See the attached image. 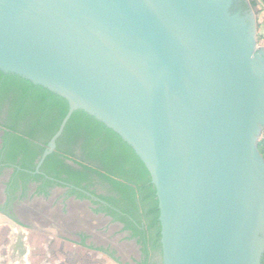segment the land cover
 Wrapping results in <instances>:
<instances>
[{"label":"water","instance_id":"water-1","mask_svg":"<svg viewBox=\"0 0 264 264\" xmlns=\"http://www.w3.org/2000/svg\"><path fill=\"white\" fill-rule=\"evenodd\" d=\"M240 0H0V70L118 133L150 172L163 264H262L264 46Z\"/></svg>","mask_w":264,"mask_h":264},{"label":"trees","instance_id":"trees-1","mask_svg":"<svg viewBox=\"0 0 264 264\" xmlns=\"http://www.w3.org/2000/svg\"><path fill=\"white\" fill-rule=\"evenodd\" d=\"M68 110L67 100L57 93L0 70V123L8 128L17 152L30 151V158L21 162L23 168H34V160L58 131ZM259 149L264 156V137ZM47 162L54 165L48 167ZM43 169L79 187H104L109 194L101 197L116 207L107 209L141 245L140 264H157L150 263L153 252L159 257L158 264H163L156 187L142 159L118 133L85 111L76 110Z\"/></svg>","mask_w":264,"mask_h":264},{"label":"flooded vegetation","instance_id":"flooded-vegetation-1","mask_svg":"<svg viewBox=\"0 0 264 264\" xmlns=\"http://www.w3.org/2000/svg\"><path fill=\"white\" fill-rule=\"evenodd\" d=\"M250 7L253 8L252 0H240L235 5V8L239 11H246ZM8 131V128L0 123V213L4 215L12 225H17L25 229L23 232H18V237L22 240L24 238L26 239L29 235L27 229H32L39 233L41 232L40 222L42 221L41 219L45 220V218H41L40 216L41 210H44V208H47L44 210L46 213L55 216L57 213H64V211L68 209L70 200L74 202H84L89 206L92 214L105 220L106 226L103 228L106 230L105 232L108 231L110 225H116L118 229L120 228L121 232L136 245L138 249L136 264H140L143 256L140 250L141 245L137 243V238L131 237V231L124 229V224L117 220L116 216L112 215L107 209L111 208L112 210H116V207L101 197V195L109 194L107 190L100 185H93L89 188L79 187L62 178H55L48 175L43 169L47 157L40 166L38 165L48 144L42 154L37 156L34 160L35 165L33 169L23 168L21 162L30 158V151L28 153L17 152L14 149L12 140H10L7 135ZM57 140L56 147L51 153L57 149ZM67 161L74 164L70 159ZM47 163L48 167L54 165L52 162ZM62 176H66V174L64 173ZM48 201H53L54 203H47ZM56 201L57 203H55ZM56 206H59L60 209H56ZM29 215H33L34 218H29ZM51 221L53 220L51 219L50 222ZM70 231L72 232L73 230ZM75 232L77 234L75 235L76 239L74 241L70 240L68 236H61L62 241L68 243L76 242V244L85 248L94 249V252H99L117 261L119 260L116 242L113 240L115 235L99 236L100 239L104 240V242L99 245L95 244L98 238L96 231L76 230ZM23 249L24 251L27 250L26 246L23 247ZM35 250L36 254L39 255V250ZM76 253H79L81 258L86 257H82V252H58L59 255H63V258H72ZM49 254L54 256L56 253L55 251H50ZM84 254L86 255L85 252ZM74 258H76V256ZM158 261L159 257L157 253L153 252L150 263L158 264Z\"/></svg>","mask_w":264,"mask_h":264},{"label":"rangeland","instance_id":"rangeland-1","mask_svg":"<svg viewBox=\"0 0 264 264\" xmlns=\"http://www.w3.org/2000/svg\"><path fill=\"white\" fill-rule=\"evenodd\" d=\"M252 5L257 23V43L259 46H264V0H254ZM263 132L259 141L264 137ZM47 203L54 202L48 201ZM55 208L60 209L59 206ZM46 209L44 208V210ZM44 210H41L40 216L41 218H45V220L41 219L42 221L40 222L41 232L27 229L31 236V241H34V250L37 249L40 252L39 264H136V260L138 259L136 245L116 225H110L108 231L105 232L106 230L103 229L106 226L105 220L92 214L86 203L70 200L68 209L64 213H57L55 216L46 213ZM29 218H34V216L29 215ZM51 219L53 221L50 222ZM70 230L73 231L71 232ZM76 230L96 231L98 238L95 244L99 245L104 242L99 236L115 235L113 240L116 242L119 260L117 261L99 252H94V249L85 248L76 244V242L68 243L62 241L63 236H68L70 240L74 241L77 234ZM50 251H55L56 254L54 256L50 255ZM61 251L82 252V257H86L81 258L80 254L76 253L72 258H63V255L58 254ZM75 256L76 258H74Z\"/></svg>","mask_w":264,"mask_h":264},{"label":"crops","instance_id":"crops-1","mask_svg":"<svg viewBox=\"0 0 264 264\" xmlns=\"http://www.w3.org/2000/svg\"><path fill=\"white\" fill-rule=\"evenodd\" d=\"M25 229L12 225L0 213V264H39V255L34 250L30 234L25 239L18 237L19 231ZM27 248L24 251L23 247Z\"/></svg>","mask_w":264,"mask_h":264}]
</instances>
